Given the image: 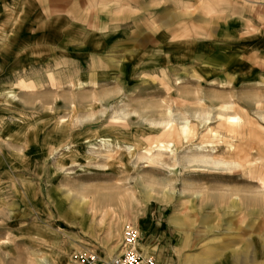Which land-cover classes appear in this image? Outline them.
<instances>
[{
    "label": "rangeland",
    "instance_id": "374dc122",
    "mask_svg": "<svg viewBox=\"0 0 264 264\" xmlns=\"http://www.w3.org/2000/svg\"><path fill=\"white\" fill-rule=\"evenodd\" d=\"M127 231L157 264H264V0H0V264Z\"/></svg>",
    "mask_w": 264,
    "mask_h": 264
},
{
    "label": "built area",
    "instance_id": "2783aa9c",
    "mask_svg": "<svg viewBox=\"0 0 264 264\" xmlns=\"http://www.w3.org/2000/svg\"><path fill=\"white\" fill-rule=\"evenodd\" d=\"M135 238V233L127 231L126 242L132 247L108 260L100 259L93 252H83L75 255L68 264H157L152 256L138 253L135 250L133 247Z\"/></svg>",
    "mask_w": 264,
    "mask_h": 264
},
{
    "label": "bare ground",
    "instance_id": "6f19581e",
    "mask_svg": "<svg viewBox=\"0 0 264 264\" xmlns=\"http://www.w3.org/2000/svg\"><path fill=\"white\" fill-rule=\"evenodd\" d=\"M7 96H8V97H11V96H12V92H8V93H7ZM219 165H220V164L218 163V166H219ZM84 198H85V197H84ZM92 205H94V203H93ZM107 207H108V206H107ZM99 208H100V207H99ZM92 209L95 211L94 207H92ZM103 210H104V209H103ZM101 211H102V210H101ZM101 211H100V212H101ZM102 212L104 213V215H105L107 212L114 214V209L111 208V207H108L106 211H102Z\"/></svg>",
    "mask_w": 264,
    "mask_h": 264
},
{
    "label": "crops",
    "instance_id": "0c3cea01",
    "mask_svg": "<svg viewBox=\"0 0 264 264\" xmlns=\"http://www.w3.org/2000/svg\"><path fill=\"white\" fill-rule=\"evenodd\" d=\"M249 25V24H248ZM250 26V25H249ZM252 31H253V29H252Z\"/></svg>",
    "mask_w": 264,
    "mask_h": 264
}]
</instances>
